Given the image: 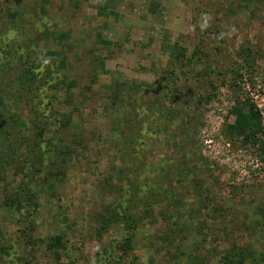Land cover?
<instances>
[{
	"label": "rangeland",
	"instance_id": "1",
	"mask_svg": "<svg viewBox=\"0 0 264 264\" xmlns=\"http://www.w3.org/2000/svg\"><path fill=\"white\" fill-rule=\"evenodd\" d=\"M27 59L48 84L19 85ZM251 104L264 136V0H0V264H98L128 235L124 264L264 252Z\"/></svg>",
	"mask_w": 264,
	"mask_h": 264
},
{
	"label": "trees",
	"instance_id": "2",
	"mask_svg": "<svg viewBox=\"0 0 264 264\" xmlns=\"http://www.w3.org/2000/svg\"><path fill=\"white\" fill-rule=\"evenodd\" d=\"M19 54L16 57L20 60L26 58V54H23L16 51ZM4 54V52L2 51ZM44 62L35 63L33 59H27L24 64L22 63V68L19 72L18 81L19 85L23 87H32L35 83L37 87L40 86V82L44 85L48 84L50 77L49 72L46 70ZM33 85V86H32ZM35 87V86H34ZM235 122L232 125V129L238 135L243 137L244 142H252L253 144H258L260 147V151H264V136H263V128L261 126V113L259 110L253 106L252 104L249 105L246 110L244 107H235ZM263 159V157H261ZM147 181V180H146ZM25 188H20L18 192L15 194H9L5 201L6 203H17L21 199V193L24 191ZM7 204V205H8ZM51 245V244H50ZM118 250L121 251L118 258L115 259L109 255L108 250L106 248L102 249L101 252L98 253V264H124L123 257L126 256L129 251L133 249V244L131 241V236H123L120 240H116V245ZM112 251V250H111ZM112 254V252H110ZM135 259H133L135 264H138ZM222 264H264V252L257 251L255 248L250 247H243L238 248L236 250H228L225 254L222 255L221 258ZM23 264H30L29 260H25Z\"/></svg>",
	"mask_w": 264,
	"mask_h": 264
},
{
	"label": "clouds",
	"instance_id": "3",
	"mask_svg": "<svg viewBox=\"0 0 264 264\" xmlns=\"http://www.w3.org/2000/svg\"><path fill=\"white\" fill-rule=\"evenodd\" d=\"M207 26V22H205V24L203 25V27H206Z\"/></svg>",
	"mask_w": 264,
	"mask_h": 264
}]
</instances>
